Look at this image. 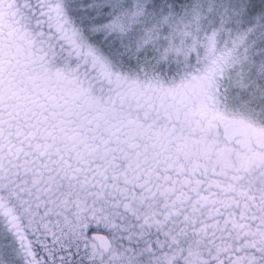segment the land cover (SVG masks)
I'll return each instance as SVG.
<instances>
[{
  "label": "snow or ice",
  "instance_id": "snow-or-ice-1",
  "mask_svg": "<svg viewBox=\"0 0 264 264\" xmlns=\"http://www.w3.org/2000/svg\"><path fill=\"white\" fill-rule=\"evenodd\" d=\"M0 264H264V0H0Z\"/></svg>",
  "mask_w": 264,
  "mask_h": 264
}]
</instances>
